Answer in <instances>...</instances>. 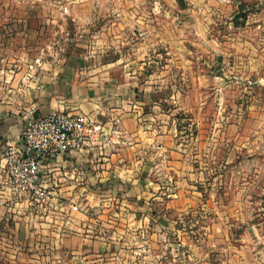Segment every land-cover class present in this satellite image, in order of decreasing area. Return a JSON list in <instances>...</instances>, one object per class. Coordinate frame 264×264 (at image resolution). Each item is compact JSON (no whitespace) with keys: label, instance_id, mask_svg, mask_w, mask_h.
<instances>
[{"label":"rangeland","instance_id":"1","mask_svg":"<svg viewBox=\"0 0 264 264\" xmlns=\"http://www.w3.org/2000/svg\"><path fill=\"white\" fill-rule=\"evenodd\" d=\"M47 7L50 19L33 37L47 57L114 77L125 68L156 92L177 137L205 135L176 176L166 160L155 178L95 187L93 207L82 194L67 199L75 212L87 208L81 232L108 252L96 263L264 264V0H51Z\"/></svg>","mask_w":264,"mask_h":264},{"label":"crops","instance_id":"2","mask_svg":"<svg viewBox=\"0 0 264 264\" xmlns=\"http://www.w3.org/2000/svg\"><path fill=\"white\" fill-rule=\"evenodd\" d=\"M49 2L0 0V264H97L98 255L108 253L97 251L103 241L81 232L87 208L75 212L67 199L82 194L85 206L93 207L95 187L155 178L166 160L176 176L187 149L205 146L203 133L185 143L174 122L163 123L156 92L144 90L139 75L126 76L124 67L121 77L75 70L47 57L43 43L35 47L33 37L50 19L44 9ZM35 20L41 21L38 27ZM59 109L88 113L102 131L90 151L73 150L42 162L49 196L41 200L8 185L2 151L8 145L23 150L21 134L29 119Z\"/></svg>","mask_w":264,"mask_h":264},{"label":"built area","instance_id":"3","mask_svg":"<svg viewBox=\"0 0 264 264\" xmlns=\"http://www.w3.org/2000/svg\"><path fill=\"white\" fill-rule=\"evenodd\" d=\"M38 61L39 58L35 60ZM101 131L100 123L86 112L59 109L31 117L21 134L24 149L8 145L2 151L8 185L28 189L41 200L47 199L49 190L42 181V162L73 150L90 151Z\"/></svg>","mask_w":264,"mask_h":264}]
</instances>
